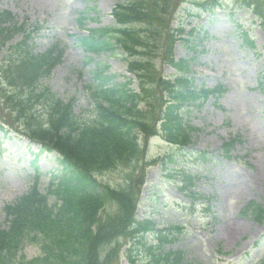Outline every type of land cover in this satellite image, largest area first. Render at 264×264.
I'll return each instance as SVG.
<instances>
[{"label": "rangeland", "instance_id": "rangeland-1", "mask_svg": "<svg viewBox=\"0 0 264 264\" xmlns=\"http://www.w3.org/2000/svg\"><path fill=\"white\" fill-rule=\"evenodd\" d=\"M117 1L0 0V10L11 12L18 25L26 24L28 30L36 25L30 32L33 52L61 48L62 58L36 88L47 87L64 101L72 98L73 110L81 116L87 114L91 104L86 89L91 81L90 64H85L87 58L107 63L109 73L116 74L119 82L128 74L122 50L110 55L87 54L74 39L85 35L89 28L114 25L111 11ZM145 1L155 19L149 28L135 25L151 39L150 47L139 49L138 57L151 62L154 73L149 71L157 95L166 97L157 82L173 81L175 74L165 62L169 49L175 61L193 59L192 86L210 88L222 84L225 88L217 99L210 96L200 105L198 101H189L180 110L191 127L186 144L172 148L160 134L150 139L147 148L153 163L144 172L137 170L133 177L134 188L140 192L136 218L152 220L156 229H168L171 233L162 243L147 233L145 246L138 245L132 252L133 263L121 255L120 264L261 261L264 216L255 217L252 208L259 205L264 208V94L258 87L264 72V30L243 4L245 0ZM152 1H157L156 5ZM82 14L87 19L81 27L76 19ZM178 27L184 28L181 35L184 39H175L174 44L164 40V35H176ZM241 32L248 33L252 48L244 43ZM22 37L21 31L12 33L5 47L0 48V64ZM137 85L136 79L132 88ZM1 107L0 102V122H3L8 111H1ZM34 110L40 115L44 113L41 105ZM231 139L232 145L225 149L224 144ZM202 152H206L207 160L192 159ZM33 153L38 155L36 161ZM166 155L172 161L161 159ZM55 157L53 153L39 154L36 145L32 146L13 129L6 126L0 129V229L7 227L4 206L27 194L36 181L38 190L47 193L51 175L58 169ZM126 170L118 167L105 171L98 179L120 185L124 183ZM187 176L193 177L192 185ZM55 202V197L49 195L48 204ZM106 210H111L109 205ZM238 227L241 231L235 234ZM126 240L121 237L120 252L126 248ZM177 251L180 262L165 259L164 255ZM20 252L27 260L41 253L38 246L28 241Z\"/></svg>", "mask_w": 264, "mask_h": 264}, {"label": "trees", "instance_id": "trees-1", "mask_svg": "<svg viewBox=\"0 0 264 264\" xmlns=\"http://www.w3.org/2000/svg\"><path fill=\"white\" fill-rule=\"evenodd\" d=\"M152 3L156 5L157 1ZM147 4L145 0H120L111 12L115 25L89 28L86 35L75 37L87 53L110 55L122 50L126 72L133 75L119 82L116 74L109 73L107 63L87 58L85 64H90L92 76L87 90L92 103L86 116L74 112L73 99L64 101L47 87L36 88L62 56L57 47L33 54L30 33L25 31L22 41L12 47V54L1 62V111L8 112L0 129L6 125L39 145L40 153H55L59 170L51 176L47 193L38 190L36 181L27 194L4 206L7 227L0 229V264H119L121 237L130 240L125 254L133 263V250L146 244L144 234L155 232L160 241L167 240L151 220L135 218L139 192L134 188V173L143 172L148 165L145 152L151 136L160 134L167 143L186 144L191 127L180 110L189 101L200 104L210 94L219 95L222 87L192 86L191 59L174 61L169 49L164 52L165 62L176 73L173 81L157 82L166 97L157 95L151 62L138 57L139 49L149 48L151 39L135 25L149 28L155 19ZM243 4L264 29V0H245ZM12 18L11 13L0 11V48L15 28L24 31L12 23ZM85 19L83 15L77 18L79 26ZM183 32L178 27L177 36L164 35V40L174 44ZM242 35L252 48L248 35ZM136 79L138 85L133 89ZM261 89L264 92V84ZM37 105L44 109L42 115L34 110ZM205 154L202 152L198 158L206 159ZM118 167L127 169L124 183L112 186L97 179ZM49 195L56 199L51 206ZM252 209L255 217L264 216L262 206ZM25 241L38 246V257L26 260L21 254L17 260ZM171 256L181 261L179 252ZM255 264H264V259Z\"/></svg>", "mask_w": 264, "mask_h": 264}, {"label": "bare ground", "instance_id": "bare-ground-1", "mask_svg": "<svg viewBox=\"0 0 264 264\" xmlns=\"http://www.w3.org/2000/svg\"><path fill=\"white\" fill-rule=\"evenodd\" d=\"M240 231H241V227H238L234 232H236L235 234H238ZM231 236L233 235L231 234Z\"/></svg>", "mask_w": 264, "mask_h": 264}]
</instances>
